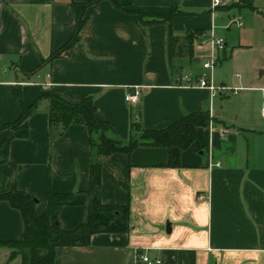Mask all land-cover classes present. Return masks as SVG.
Instances as JSON below:
<instances>
[{
	"label": "crops",
	"instance_id": "crops-1",
	"mask_svg": "<svg viewBox=\"0 0 264 264\" xmlns=\"http://www.w3.org/2000/svg\"><path fill=\"white\" fill-rule=\"evenodd\" d=\"M89 1L0 0V127L19 120L21 100L30 106L51 92L72 103L92 98L97 118L124 142L135 124L164 129L204 110L211 124L198 130L201 151L182 154V168L157 167L168 160L163 148L99 157L103 204L126 206L124 183H130L131 232L95 235L89 247L59 248L58 264H137V252L144 250L163 264H264V66L251 56L253 42H245L256 15L232 9L238 0H223L215 10L213 0H124L148 15L167 16L173 9L184 14L146 28L138 16L104 1L87 9L88 21L71 52L44 63L75 34L72 2ZM254 6L252 12L261 13L264 0H254ZM215 14L229 19L223 27L230 33L213 82L238 91L211 97L207 90L176 85L183 75L204 74L201 64L212 50L201 36L216 27ZM239 16L242 31L228 27ZM197 31L203 34L193 45L195 62L173 58V36ZM129 93H137L139 103L128 102ZM49 105L40 101L27 137L12 139L9 162L17 167L18 189L39 200V214L49 190L75 195L74 205L59 213L61 227L73 230L87 217L89 131L83 125L63 133L52 129ZM12 134L0 130V146ZM217 163L221 167H210ZM23 233L21 213L0 202V241L19 240Z\"/></svg>",
	"mask_w": 264,
	"mask_h": 264
},
{
	"label": "trees",
	"instance_id": "trees-1",
	"mask_svg": "<svg viewBox=\"0 0 264 264\" xmlns=\"http://www.w3.org/2000/svg\"><path fill=\"white\" fill-rule=\"evenodd\" d=\"M110 2L115 8L126 14L138 16L141 27H152L158 24L172 23L178 16L184 15L178 9H173L167 16L148 15L129 9L124 0H92L86 3L72 2L76 12V31L69 42L48 60L60 58L63 53H69L74 45L80 41V34L88 21L86 11L89 7L101 2ZM239 12L255 11L254 0H238L232 9ZM203 31L188 33L185 37L172 38V57L189 58L193 62L195 39ZM49 101V120L52 129L59 128L62 133L72 125H83L89 131V145L92 152L90 167L89 189L87 195L89 203L87 217L83 224L73 230H64L59 221L60 211L74 205V194L55 193L49 190L47 194V208L39 214L36 197L20 191L17 186V167L9 162V148L12 139L26 138L28 134V120L36 112L40 101ZM21 117L19 120L0 130L11 129L13 134L0 146V202L8 203L18 210L23 218L24 233L16 241H0V247L12 251L11 260L20 256L22 264H58L57 250L59 248L89 247L92 238L98 234H126L131 232L130 217V183H124L129 193L126 206L105 205L102 202V174L103 168L98 162L102 156L125 154L130 157L140 147L163 148L168 152V160L158 168H182V154L191 148L201 151L198 130L207 128L211 124L209 110L187 114L168 127L159 130L142 129L133 125V136L127 142L117 138L109 122L97 118V108L92 98L79 103H72L61 94L51 92L37 99L32 105L26 106L21 100ZM135 132L140 135L135 136Z\"/></svg>",
	"mask_w": 264,
	"mask_h": 264
},
{
	"label": "built area",
	"instance_id": "built-area-1",
	"mask_svg": "<svg viewBox=\"0 0 264 264\" xmlns=\"http://www.w3.org/2000/svg\"><path fill=\"white\" fill-rule=\"evenodd\" d=\"M223 3V0H213L212 8L213 10L220 7ZM237 26L242 28L244 26L243 17L239 16L234 20L230 21L228 27ZM216 27L213 25L209 34H203L201 36V43L203 45H210L211 54L202 62L203 70L208 72V75L202 74L197 76L192 75H183L178 78L177 85L182 88H193V89H203L210 92L211 97H216L219 93L225 91H233L237 93L238 89H232L228 87H219L216 86L213 82V76L216 69L221 63V58L219 57V52L224 51L226 48V41L223 38H220L216 35ZM126 100L132 104L139 103V95L129 93L126 96ZM210 167H221L220 163L211 164ZM136 262L137 264H163V261L159 258L152 257L147 250L137 252Z\"/></svg>",
	"mask_w": 264,
	"mask_h": 264
},
{
	"label": "rangeland",
	"instance_id": "rangeland-1",
	"mask_svg": "<svg viewBox=\"0 0 264 264\" xmlns=\"http://www.w3.org/2000/svg\"><path fill=\"white\" fill-rule=\"evenodd\" d=\"M249 13H254V19L253 21H250V25L252 31L249 33L248 38L245 42H248L249 44L253 42V51L255 55H251L254 57L255 61L258 64H261L264 66V10H262L261 13L252 12V11H245V14H247L248 17ZM215 25H216V32L217 36L225 39L228 37L230 31L225 29L223 25L229 22L228 18L223 19L221 18L220 14H215ZM257 15H259L257 17ZM247 21V18H245ZM224 20V22H223ZM242 31V28L239 29ZM235 28L232 29L231 35L237 36L238 31ZM264 68V67H263ZM203 73L208 75V72L203 70ZM140 135V132H135V136ZM12 251L6 247H0V264H22L21 257L18 256L15 259L11 260Z\"/></svg>",
	"mask_w": 264,
	"mask_h": 264
},
{
	"label": "water",
	"instance_id": "water-1",
	"mask_svg": "<svg viewBox=\"0 0 264 264\" xmlns=\"http://www.w3.org/2000/svg\"><path fill=\"white\" fill-rule=\"evenodd\" d=\"M36 202H39V200L36 199ZM167 227H168L167 232H168V233H171V225H170V224H167Z\"/></svg>",
	"mask_w": 264,
	"mask_h": 264
}]
</instances>
